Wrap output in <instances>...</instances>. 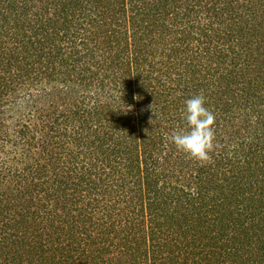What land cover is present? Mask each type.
I'll list each match as a JSON object with an SVG mask.
<instances>
[{"label": "trees", "instance_id": "16d2710c", "mask_svg": "<svg viewBox=\"0 0 264 264\" xmlns=\"http://www.w3.org/2000/svg\"><path fill=\"white\" fill-rule=\"evenodd\" d=\"M0 264H264V0H0Z\"/></svg>", "mask_w": 264, "mask_h": 264}, {"label": "clouds", "instance_id": "9594fccd", "mask_svg": "<svg viewBox=\"0 0 264 264\" xmlns=\"http://www.w3.org/2000/svg\"><path fill=\"white\" fill-rule=\"evenodd\" d=\"M180 116L184 126L173 131L170 137L176 150L191 159H209L215 140V115L205 107V97L197 93L187 98Z\"/></svg>", "mask_w": 264, "mask_h": 264}]
</instances>
